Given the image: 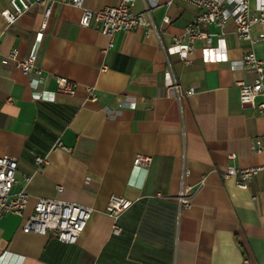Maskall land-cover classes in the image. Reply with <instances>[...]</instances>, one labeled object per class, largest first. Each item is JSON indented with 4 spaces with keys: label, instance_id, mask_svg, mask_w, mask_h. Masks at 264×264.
Wrapping results in <instances>:
<instances>
[{
    "label": "crops",
    "instance_id": "obj_1",
    "mask_svg": "<svg viewBox=\"0 0 264 264\" xmlns=\"http://www.w3.org/2000/svg\"><path fill=\"white\" fill-rule=\"evenodd\" d=\"M67 1L54 0L44 29L38 6L10 25L0 15V155L17 161L11 192L28 195L21 214L0 212V264H264V170L246 188L223 177L229 165L264 164V154L252 150L264 138V113L241 104L237 87L255 77L239 61L248 51L264 61V44L239 38L228 18L216 49L220 29L204 23L211 41L198 40L184 63L161 45L195 17L193 4L136 0L134 10H148L154 30L139 26L109 38L80 26V10ZM8 5L0 0V11ZM260 32L252 26L253 38ZM13 51L17 59L35 52L41 88L54 92L56 78L65 77L77 82L75 95L33 98L32 76L1 62ZM167 68L180 90L194 92L174 97ZM88 86L97 100L86 99ZM137 154L151 157L146 169L134 167ZM184 184L194 191L191 205L179 208ZM112 194L132 202L117 220L118 233L105 213ZM39 198L92 208L76 243L21 230Z\"/></svg>",
    "mask_w": 264,
    "mask_h": 264
},
{
    "label": "built area",
    "instance_id": "obj_2",
    "mask_svg": "<svg viewBox=\"0 0 264 264\" xmlns=\"http://www.w3.org/2000/svg\"><path fill=\"white\" fill-rule=\"evenodd\" d=\"M136 0H119L116 5L104 6L100 9L92 10L85 6V0H68L67 3L80 10L79 25L82 27H94L109 38L118 30H131L136 27H144L147 33L154 30V24L148 10L137 12L134 10ZM197 8V14L189 21L182 32L173 36L169 46L161 45L162 50L169 54L175 53L182 62L187 63L190 55L195 49L196 42L204 39L211 41L212 33L203 31L201 24H212L220 31L217 34L219 49L223 42V27L228 18L235 24L237 36L243 40L264 44V0H254L253 9L249 7V0H185ZM9 5L0 11V15L7 25L13 23L19 16L29 10L32 6L41 7L43 10V20L41 29H44L47 19L51 13L54 0H8ZM167 17L164 18L167 21ZM261 26V32L256 38L251 35L252 26ZM223 49V48H222ZM224 49L222 50V52ZM222 59L225 56L221 57ZM35 52H30L25 58L17 59L16 52H11L5 56L2 64H15L24 74L32 76V87L35 92L33 98L49 100L53 94L73 97L76 93L77 82L65 77L56 78V89L49 92L41 86L44 78L40 70L34 65ZM239 66L255 74L252 82H237L239 101L241 104L252 106L257 112L264 113V61L258 58L253 51H248L239 61ZM102 70L105 66L101 67ZM166 84L171 88L174 97L180 98L194 92L193 88L180 90L170 68L165 72ZM86 99L95 101L98 99L97 92L93 86L86 88ZM56 145H60L57 140ZM252 150L264 154V138H256ZM234 158L233 154L228 156ZM43 158H37L38 165L43 164ZM151 163V157L137 154L133 165L135 168L146 169ZM17 161L15 158L0 155V212H12L21 214L28 201V195L24 189L16 194L11 192L13 183L16 181L15 172ZM259 170H264V164L247 168H238L233 165L227 166L223 172L224 178H235L238 187L246 188L247 182ZM26 180L29 178L26 177ZM194 187L182 185L176 195L179 208H188L191 205L190 196ZM131 200L121 195L112 194L105 206V213L112 219V232L118 233L120 227L117 220L122 212L130 205ZM92 208L74 202L57 200L53 198H39L33 205L32 213L27 216L21 225V230L25 233L52 235L57 240L74 244L85 229L91 214ZM246 263V260L244 261Z\"/></svg>",
    "mask_w": 264,
    "mask_h": 264
}]
</instances>
